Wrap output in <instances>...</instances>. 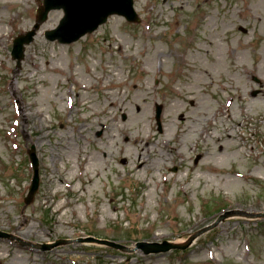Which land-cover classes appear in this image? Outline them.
<instances>
[{
  "label": "rangeland",
  "instance_id": "rangeland-1",
  "mask_svg": "<svg viewBox=\"0 0 264 264\" xmlns=\"http://www.w3.org/2000/svg\"><path fill=\"white\" fill-rule=\"evenodd\" d=\"M41 3L0 0V230L133 245L186 240L227 209L264 211V89L252 80L264 79V1L135 0L140 22L113 15L70 44L45 36L64 16L53 10L18 66L13 40ZM32 144L41 184L26 204ZM0 252V264H264V217H230L159 254L13 238Z\"/></svg>",
  "mask_w": 264,
  "mask_h": 264
},
{
  "label": "water",
  "instance_id": "water-1",
  "mask_svg": "<svg viewBox=\"0 0 264 264\" xmlns=\"http://www.w3.org/2000/svg\"><path fill=\"white\" fill-rule=\"evenodd\" d=\"M53 8H64L65 16L61 20L58 28L52 31H48L47 35L50 38H59L64 42H71L79 39L88 31H93L98 27L99 24L104 22L108 15L114 12L122 13L127 15L129 19H138V16L133 7V0H44V5L41 6L39 12V21H43L47 18L49 10ZM40 23L38 22L35 26V29L29 31L27 34L20 35L15 40V46L13 50V55L15 58H18V63L20 64L21 58L24 56V45L25 43L33 40L36 29L39 27ZM32 158L37 168V158L35 152H32ZM39 186V175L36 169V175L34 178L33 185L31 187L30 195L28 201L33 198L34 193ZM231 214H246L255 216L256 214L247 213L244 211H230L227 212L225 218ZM220 218V220L222 219ZM218 220V222L220 221ZM204 231V230H202ZM202 231L194 234L186 244H174L170 242H164L163 244L157 243H138V246L143 247L147 252L168 250L173 247H187L193 239ZM6 233L0 232V236H5ZM91 241H99L103 243H108L114 246L123 247L115 242L108 240L95 239L93 237L87 238ZM44 247H51V245H45ZM125 249L126 247H123Z\"/></svg>",
  "mask_w": 264,
  "mask_h": 264
},
{
  "label": "bare ground",
  "instance_id": "bare-ground-1",
  "mask_svg": "<svg viewBox=\"0 0 264 264\" xmlns=\"http://www.w3.org/2000/svg\"><path fill=\"white\" fill-rule=\"evenodd\" d=\"M2 1H7V0H2ZM262 1H264V0H262ZM111 104L113 105V104H116V100L115 99H113L112 101H111ZM124 157H126V155L125 154H122ZM141 166H146V162L145 161H142V163H141ZM20 229H21V227H19ZM3 254L0 252V257L2 256Z\"/></svg>",
  "mask_w": 264,
  "mask_h": 264
}]
</instances>
